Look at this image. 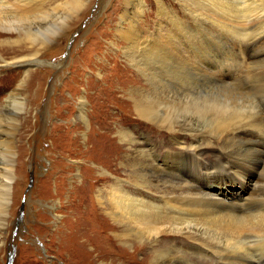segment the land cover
<instances>
[{
    "label": "bare ground",
    "instance_id": "1",
    "mask_svg": "<svg viewBox=\"0 0 264 264\" xmlns=\"http://www.w3.org/2000/svg\"><path fill=\"white\" fill-rule=\"evenodd\" d=\"M46 1L0 0V35H17L13 42H0V50L29 45L34 52L29 58L1 59L2 66L20 64L29 68L47 44L61 36L57 34L66 20L82 19L92 0H73L64 7L61 17L45 11ZM176 1L192 17L195 28L189 21L177 19L161 0L159 14L173 20L194 52L188 46L180 47L177 32L158 31L154 35L140 27L139 17L146 9L143 0H123L125 10L117 31L129 65L141 75L126 86L131 90L132 95L126 96L136 121L154 124L169 134L173 144L169 145L174 150L166 149L162 156L154 147L142 150L139 145L148 143L146 136L136 140V132L130 130H117L114 139L126 150L122 164L133 173L132 179L127 177L129 185L147 189L158 200L131 194L118 185L123 181L115 179L116 183L97 192L96 205L117 225L113 234L121 245L118 249L132 250L138 244L151 246L163 237L174 242L176 235L187 240L184 245L172 243L153 251L148 264H264V139L262 144L251 140L264 137V114L259 108L264 106V57H258L264 53V43L251 54H237L247 60L244 66L229 47L219 45L221 52L214 53L213 46L222 39L249 45L264 36V0ZM199 58L211 61L214 68L208 69ZM31 72L26 71L25 79ZM21 96L17 91L9 94L6 101L5 108H16L18 113L0 110V232L6 227L15 177L12 138L19 115L26 109ZM80 107L79 117L87 125L86 98L81 99ZM188 138L192 141L187 142ZM215 147L227 159L220 168L216 166L221 162L220 153L214 154L211 161H204L201 155L205 149ZM166 154L172 158L164 164ZM148 157L161 167L152 165ZM210 162L215 165L210 166ZM166 168L178 173L166 175ZM254 174L261 181L255 182L254 192L248 194L249 177ZM229 177L235 181L234 189H228V199H222L219 196L224 192L216 193L212 188ZM241 191L240 200L230 202ZM117 260L111 263L123 264ZM147 263L139 258L132 261Z\"/></svg>",
    "mask_w": 264,
    "mask_h": 264
},
{
    "label": "rangeland",
    "instance_id": "2",
    "mask_svg": "<svg viewBox=\"0 0 264 264\" xmlns=\"http://www.w3.org/2000/svg\"><path fill=\"white\" fill-rule=\"evenodd\" d=\"M72 1L47 0L44 9L61 17L65 13L64 7ZM143 1L146 9L139 17L140 27L154 35H158V31L164 34L177 32L176 41L182 45L180 47L184 49L188 46L190 49L191 45L172 24L173 20L159 14V0ZM161 1L177 19L189 21L195 28L192 17L176 0ZM124 10L123 0H92L82 19L76 21L73 17L66 20L57 34L61 36L48 43L29 68L20 64L2 66L1 62V59L11 61L16 56L29 58L34 53L29 45H17L12 49L3 47L0 50V110L18 113L16 108H5L9 94H16L17 91L22 94V103H26L25 111L20 113L17 120L16 135L12 138L11 146L15 147L13 152L16 154L15 177L6 227L0 232V264H104L117 259V262L132 264L133 258L147 263L150 254L163 249V245H184L187 241L176 235L174 242L163 237L151 246L138 244L132 250L118 249L121 245L114 237L117 225L114 226V222L106 218L96 205L97 192L116 183L115 179L123 181L118 185H123V189L131 194L145 200H158L147 189L131 183L129 185L127 177L132 179L133 173L122 164L126 150L114 139L117 130L136 132V140L146 136L148 143L139 145L142 150L154 147L161 156L166 149L174 150L170 146L173 144L169 134L154 124L145 125V122L136 121L132 104L127 98L132 94L126 86L131 85L134 77L140 79L141 75L129 65L123 52L124 44L117 37ZM209 30L215 31L213 28ZM16 39V34L0 35L2 43ZM221 41L214 45L212 43L214 53L221 52L218 49L220 45L224 49L229 47L230 53L236 55L251 54L264 43V36L249 45L230 40L227 42L225 39ZM189 49L186 50L189 52ZM190 50L194 52V49ZM186 55L192 59L196 56L194 53L195 56L190 53ZM258 57H264V53ZM199 59L207 68H214L211 61ZM246 61L237 57V62L242 66L246 65ZM28 70L32 72L25 79ZM141 81L145 82L144 79ZM83 97L86 98L85 118L88 126L79 117ZM259 108L264 114V106ZM262 139L264 137L251 140L262 144ZM191 141L188 138L187 142ZM220 152L215 147L211 151L205 149L201 155L204 161H211L210 158ZM167 154L164 164L167 158H172ZM218 156L221 162L216 166L220 168L227 159L222 153ZM149 160L152 165H157ZM209 165H215V162ZM175 172L178 173L166 168L163 173L170 175ZM229 178L221 179L219 185L212 188L216 193L218 190L224 192L223 196H219L222 199H228L227 190L234 189L235 181ZM249 180L248 194L254 192L253 184L261 181L258 174L257 177L256 174L251 175ZM242 194L243 191L230 202L240 200Z\"/></svg>",
    "mask_w": 264,
    "mask_h": 264
}]
</instances>
